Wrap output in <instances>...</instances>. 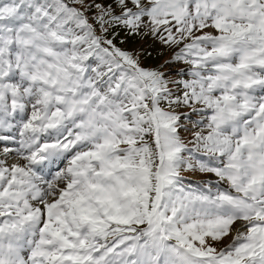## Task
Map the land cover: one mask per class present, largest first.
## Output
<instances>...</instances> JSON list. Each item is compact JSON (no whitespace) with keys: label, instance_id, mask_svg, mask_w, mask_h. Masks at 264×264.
Listing matches in <instances>:
<instances>
[{"label":"snow or ice","instance_id":"6c2138e0","mask_svg":"<svg viewBox=\"0 0 264 264\" xmlns=\"http://www.w3.org/2000/svg\"><path fill=\"white\" fill-rule=\"evenodd\" d=\"M0 264H264V0H0Z\"/></svg>","mask_w":264,"mask_h":264},{"label":"rangeland","instance_id":"374dc122","mask_svg":"<svg viewBox=\"0 0 264 264\" xmlns=\"http://www.w3.org/2000/svg\"><path fill=\"white\" fill-rule=\"evenodd\" d=\"M191 179H192L193 181H195V180L205 179V177H202V176L196 175V176L191 177Z\"/></svg>","mask_w":264,"mask_h":264}]
</instances>
